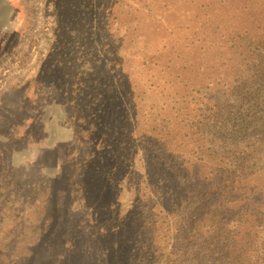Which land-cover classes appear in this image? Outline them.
<instances>
[{
    "label": "trees",
    "instance_id": "obj_1",
    "mask_svg": "<svg viewBox=\"0 0 264 264\" xmlns=\"http://www.w3.org/2000/svg\"><path fill=\"white\" fill-rule=\"evenodd\" d=\"M48 1L53 41L39 69L40 98L63 90L85 125L102 95L99 79L117 76L120 87L129 86L137 144L118 173L115 198L148 202L152 217L134 235L119 232L120 225L97 220L102 213L92 199L70 186L71 217L80 218L74 229L83 230L84 245L74 244L67 260L86 253L89 264H264V5L184 0L190 10L170 12L179 25L175 33L169 19L152 17L153 0ZM243 2L255 11L249 25L237 19ZM143 18L156 27L148 36L139 33ZM173 185L182 192L177 197ZM35 212L38 221L52 220L44 206ZM39 243L23 242L21 264L39 260Z\"/></svg>",
    "mask_w": 264,
    "mask_h": 264
},
{
    "label": "rangeland",
    "instance_id": "obj_2",
    "mask_svg": "<svg viewBox=\"0 0 264 264\" xmlns=\"http://www.w3.org/2000/svg\"><path fill=\"white\" fill-rule=\"evenodd\" d=\"M171 1L169 4L168 0H153L148 4L155 13L152 17L161 14L169 19L177 33L179 25L174 14L189 7L184 0L175 6ZM257 1L264 5V0H254L256 4ZM28 5L32 16L28 12L24 18L16 19L21 22L17 30L0 34V232L1 243L6 247L0 264H21V257L27 255L19 257L24 251L21 245L38 238L39 260L35 264L43 260V264H58L62 255L71 256L77 249L74 244L84 245L79 242L84 237L83 230L74 229L80 218L71 217L74 197L70 186L80 191L81 198L92 199L94 210L102 213L96 216L97 220L106 221L108 227L120 225L119 232L122 229L134 235L138 224L151 221L152 217L146 216L151 212L148 202L132 205L115 198L118 173L123 172L129 158L133 160L137 144L128 117V103L134 104V92L129 91L128 85L127 90L120 87L117 76L109 75L108 81L106 77L99 79L98 83L104 85L102 95L85 125L83 119L78 120L79 111L63 90L42 100L39 91L44 76L39 69L49 61L53 7L48 0H28ZM235 11L242 24L249 25L255 18V11L244 2ZM135 14L123 16L129 20ZM143 15L138 13L139 17ZM144 19L138 29L141 35L148 36L156 27L150 18L147 22ZM230 25L232 29L238 26L234 22ZM144 41L138 45H145ZM19 120L24 123L16 127ZM260 172L264 178V167ZM173 191L174 197L182 193L175 185ZM170 197L171 194L163 197L166 203ZM40 205L52 217L51 221L45 217L34 219ZM74 233L76 240L72 243ZM84 254L77 255L73 262L66 257L64 264H89L90 257Z\"/></svg>",
    "mask_w": 264,
    "mask_h": 264
},
{
    "label": "crops",
    "instance_id": "obj_3",
    "mask_svg": "<svg viewBox=\"0 0 264 264\" xmlns=\"http://www.w3.org/2000/svg\"><path fill=\"white\" fill-rule=\"evenodd\" d=\"M28 12L32 16L28 0H0V34L17 30L21 22L16 19L24 18ZM12 26L15 27L11 30Z\"/></svg>",
    "mask_w": 264,
    "mask_h": 264
}]
</instances>
